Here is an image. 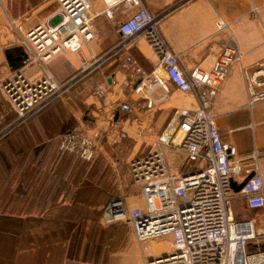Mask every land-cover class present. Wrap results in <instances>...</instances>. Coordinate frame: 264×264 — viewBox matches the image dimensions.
Here are the masks:
<instances>
[{
	"label": "crops",
	"instance_id": "crops-1",
	"mask_svg": "<svg viewBox=\"0 0 264 264\" xmlns=\"http://www.w3.org/2000/svg\"><path fill=\"white\" fill-rule=\"evenodd\" d=\"M143 1L151 12L157 13L176 0ZM56 4V0H0V80L17 64L22 51L20 36L49 16ZM91 4L94 37L77 52L58 54L46 64L47 68L50 63L55 66L56 72L48 69L57 80L76 72L92 54H100L113 46L120 39L118 22L135 10V7L117 8L110 17L97 13L105 7L104 0H91ZM218 17L228 26L218 29L215 23ZM158 27L185 70L196 64L207 67L211 51L233 34L237 38L242 50L241 60L231 65L215 96L212 111L221 138L236 148L231 160L240 161L241 169L232 178L233 182L240 184L253 171L239 190L233 188V213L237 219L252 218L256 226H264V209L250 207L244 194L264 188V101L248 103L244 75L259 63L264 64V0H190L168 12L159 20ZM127 50L145 72L158 63L147 38L137 35L135 44L87 73L68 95L56 98L28 118L19 127L21 137L7 142V155L11 159L5 162V174L9 177L11 174L34 175L39 181H34L32 186L9 177L4 185L0 181V199L4 196L6 201L0 200V264H84L86 260L113 264L116 259L121 261L126 256L120 252L122 242L117 241L115 253L109 251L107 261L106 245L102 244L101 237L99 240L93 237L92 232L97 235L110 227L120 231L116 226L119 223L107 224L102 219L105 206L115 195L121 196L129 207H145L142 184L133 180L128 170L129 160L149 148H158L173 175L200 164L187 163L182 148L158 140L176 108L197 105L194 94L179 90L171 83L163 98H157L162 93L159 87L150 93L134 90L138 76L134 64H128L124 58ZM59 57L64 61L58 60ZM62 62L71 69L61 70ZM26 72L31 77L36 76L40 66L32 64ZM125 80L129 83H124ZM99 83L105 86L102 96L94 92ZM121 101L132 105L131 112L121 110L114 114L126 131V138L114 145L104 138L94 160L83 161L85 165L68 160L72 156L69 152L63 155L65 161L52 160L57 157V147L51 145L62 132L81 119H93L98 108ZM1 104L0 97V113ZM109 117L108 113L99 116L97 122L101 129L108 127ZM49 179L51 190L45 186ZM15 193L20 196L15 198ZM47 201L51 202L45 204ZM131 230L129 223L120 236L124 231L128 235ZM149 245L146 242L145 247L151 252Z\"/></svg>",
	"mask_w": 264,
	"mask_h": 264
},
{
	"label": "built area",
	"instance_id": "built-area-1",
	"mask_svg": "<svg viewBox=\"0 0 264 264\" xmlns=\"http://www.w3.org/2000/svg\"><path fill=\"white\" fill-rule=\"evenodd\" d=\"M104 1L105 7L97 13L111 17L117 8L135 7V10L118 22L120 39L113 46L100 54H92L65 79L57 80L46 64L58 54L77 52L94 37L91 0H56L55 10L20 36L21 57L0 80L3 116L15 115L7 128L38 113L87 73L135 44L137 35H144L158 63L145 72L135 64L128 50L124 52L126 62L134 64L138 76L134 90L150 93L159 87L162 93L157 98H163L169 91L168 83H171L179 90L194 94L197 105L176 108L158 140L182 148L187 163L200 164L173 175L158 148H149L134 156L128 162V170L134 181L141 182L146 205L144 208L129 207L121 196L115 195L103 210V221L107 224L130 223L136 241L144 247L145 242L170 234L171 249L152 254L145 247L143 264H264V247L246 251L248 241L264 237V226H256L252 218L237 219L231 208V199L235 195L232 178L240 172V161L237 158L231 160L236 148L221 138L212 111L215 96L231 65L241 60L242 50L237 38L233 34L218 49L211 51L207 67L196 64L185 70L161 35L158 22L190 0H176L157 13L151 12L143 0ZM215 23L218 29L228 26L221 17ZM32 64L39 65L40 72L31 77L26 68ZM244 75L248 103L264 101V64L259 63L257 68ZM104 90V83L94 88L98 96H102ZM121 110L131 112V103L110 102L98 108L93 119L85 118L73 124L58 137L57 152H71L88 162L94 160L104 138L113 145L126 138L121 122L114 117ZM107 113L110 123L101 129L97 121L99 116ZM256 153L254 151L253 155ZM244 194L250 207L264 209L263 187ZM84 264L100 263L86 260Z\"/></svg>",
	"mask_w": 264,
	"mask_h": 264
},
{
	"label": "rangeland",
	"instance_id": "rangeland-1",
	"mask_svg": "<svg viewBox=\"0 0 264 264\" xmlns=\"http://www.w3.org/2000/svg\"><path fill=\"white\" fill-rule=\"evenodd\" d=\"M20 46H21V42H20ZM58 60H61V61H64L63 59H62V57H59L58 58ZM48 66V68H50L53 72H56V68H55V66L54 67H52V65H51V63L50 64H48L47 65ZM62 66V68H61V70H63V69H66V72L67 71H69L70 69H71V67L66 63V62H62L61 64H60V67ZM28 67V66H27ZM27 69V68H26ZM60 70V71H61ZM35 71H39V69H35ZM9 73V72H8ZM7 73V74H8ZM6 75V74H5ZM82 80V79H81ZM79 83V82H78ZM77 83V84H78ZM76 84V85H77ZM73 86H75V85H73ZM72 86V87H73ZM72 87H71V89H72ZM71 89H69V90H67V91H65V92H63L62 94H60L58 97H56V98H60L61 96H64L65 94H69V92H70V90ZM0 97H1V99H2V104H1V106H2V109H4V98H3V95H2V92L0 91ZM55 98V99H56ZM54 99V100H55ZM52 102V101H51ZM50 102V103H51ZM49 103V104H50ZM49 104H47L44 108H46ZM43 108V109H44ZM43 109H41L40 111H42ZM39 111V112H40ZM15 118V115L14 114H11V113H9L8 115L6 114V117H4L3 116V113H2V111H1V113H0V164H1V167H3V168H1L2 170H0V181L2 180L3 182V185H4V181H5V179L6 178H8L9 177V174L7 175V174H5V169H4V167H5V162H7V159H11L10 158V156H8L7 154H8V152H9V149H8V151H7V147H6V144H7V142H11V140L14 138L15 139V137H18V138H20L21 136H20V134H21V132H20V130H19V127L21 126V125H23L24 124V122L26 121H24V122H22V123H20V124H17V125H11L10 126V128L8 127L7 128V126L9 125V123L11 122V120L12 121H14L13 119ZM30 118V117H29ZM72 126V125H71ZM49 141V140H48ZM48 143V142H47ZM57 144V141H53V143H52V145L51 146H53L54 148L56 147V144ZM9 144V143H8ZM9 148V147H8ZM64 153H67V152H64ZM69 153H71V152H69ZM72 156H70L69 158H68V160H77V161H79L80 162V164H83V165H85L84 163L85 162H87V161H84V160H82V159H79V157L78 156H76V154L74 155V154H71ZM19 156V155H18ZM52 158V157H51ZM14 160H16V158L14 157ZM50 160V159H49ZM52 160H59V161H62V160H66V158L64 157L63 158V154H59L58 152H57V157H55V158H52ZM83 161H84V163H83ZM78 162V163H79ZM3 164V165H2ZM10 179H12V178H14V180H15V182H18V181H21L22 182V180H24L25 181V183L26 184H30L31 183V186H32V183L34 182V181H37L38 179L37 178H35L34 177V175L33 176H22L21 174L20 175H15V174H11L10 175V177H9ZM8 178V179H9ZM39 181V180H38ZM50 183V179H49V182L47 181V183H46V185L45 186H47V187H49V189L51 190V185L49 184ZM49 191V190H48ZM47 191V192H48ZM14 195V197L15 198H17L18 196H20V194L19 193H15V194H13ZM3 198H1L0 200H3V202L2 203H6V201H5V198H4V196H2ZM13 197V198H14ZM51 201H47V202H45V204H49ZM250 214V213H249ZM127 224H129L128 222H120L119 224H117L116 226H119L120 227V231L119 230H111L112 229V227H110V229H107V230H101V231H99V233L97 234V236L98 237H96L98 240H99V237H100V233L101 232H103V236H101V238H103V239H101L100 238V240H101V242H102V244H104V245H106V247H107V257H106V260L108 261V255H109V251H110V253H112L114 250H115V248H116V245H117V241H118V243H119V241L120 242H122V244H121V248H120V252L122 251V253H126V256L124 257H122L123 258V260H121V258H120V260L121 261H119L118 259H116V262H114L113 264H143V260H142V256H143V254H145V247L144 246H140V244L136 241V239H135V237H134V234H133V231L131 230V231H129L128 232V235H126V232L124 231L123 232V234L120 236V232H121V230L123 229V228H126V226H127ZM112 226V225H111ZM117 228V227H116ZM125 230V229H124ZM116 231V232H115ZM117 231H119V232H117ZM130 237L129 239H128V237ZM132 242V244H131V248H129L130 247V243ZM149 242V248H150V250H151V252L153 253V254H158V253H160V252H166V251H168V250H170L171 249V238H170V234H164V235H161V236H158L157 238H154V239H151V240H149L148 241ZM145 244H146V242H145ZM253 244V245H252ZM141 247V248H140ZM263 248L264 247V237H261V238H259L258 239V241H256V240H252V241H248L247 242V244H246V251H250V250H253V249H255V248ZM140 249H141V251H142V253H141V251H140ZM116 251V250H115ZM115 251L113 252V253H115ZM137 251V255H135V252ZM108 264V263H107Z\"/></svg>",
	"mask_w": 264,
	"mask_h": 264
},
{
	"label": "water",
	"instance_id": "water-1",
	"mask_svg": "<svg viewBox=\"0 0 264 264\" xmlns=\"http://www.w3.org/2000/svg\"><path fill=\"white\" fill-rule=\"evenodd\" d=\"M21 52H23V50H22ZM18 57H21V54H20ZM252 175H253V171L250 172V173L247 175V177L244 179V181L241 182V183L238 184V185H236V183H234V182L232 181V187L235 188L236 190H239V189L243 186L244 182H245L250 176H252Z\"/></svg>",
	"mask_w": 264,
	"mask_h": 264
},
{
	"label": "trees",
	"instance_id": "trees-1",
	"mask_svg": "<svg viewBox=\"0 0 264 264\" xmlns=\"http://www.w3.org/2000/svg\"><path fill=\"white\" fill-rule=\"evenodd\" d=\"M15 65H16V63H15ZM56 153H57V152H56ZM62 154L64 155L65 153H62ZM72 154H74V153H72ZM74 155H75V154H74ZM76 156H77V155H76ZM79 159H81V158L79 157ZM100 234H101L100 237L103 236V232H101ZM92 235H93V237H94V236L98 237V236L96 235V232H94V230H93V232H92ZM101 239H103V238H101Z\"/></svg>",
	"mask_w": 264,
	"mask_h": 264
}]
</instances>
